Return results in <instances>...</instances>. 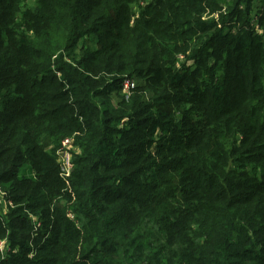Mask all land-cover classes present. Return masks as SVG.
<instances>
[{
	"label": "trees",
	"instance_id": "1",
	"mask_svg": "<svg viewBox=\"0 0 264 264\" xmlns=\"http://www.w3.org/2000/svg\"><path fill=\"white\" fill-rule=\"evenodd\" d=\"M0 189V264H264V0H0Z\"/></svg>",
	"mask_w": 264,
	"mask_h": 264
},
{
	"label": "built area",
	"instance_id": "2",
	"mask_svg": "<svg viewBox=\"0 0 264 264\" xmlns=\"http://www.w3.org/2000/svg\"><path fill=\"white\" fill-rule=\"evenodd\" d=\"M133 82L131 80H125L123 82V92L127 95L130 88L133 87ZM72 138H65L62 140L61 142V146L57 151V155H58V162L60 164V175L62 178L66 179L71 171H72V152L71 150L74 149L73 148V144H72ZM0 192L1 189H0ZM3 193V192H2ZM4 194V193H3ZM3 248V242H0V250H2Z\"/></svg>",
	"mask_w": 264,
	"mask_h": 264
},
{
	"label": "rangeland",
	"instance_id": "3",
	"mask_svg": "<svg viewBox=\"0 0 264 264\" xmlns=\"http://www.w3.org/2000/svg\"><path fill=\"white\" fill-rule=\"evenodd\" d=\"M24 171H25L26 173H28V174H30V172H31L30 168H26ZM24 171H22V172H24ZM22 172H21V173H22ZM3 198H4V194H3L2 192H0V212H1L2 209L4 208L3 205H2V200H3Z\"/></svg>",
	"mask_w": 264,
	"mask_h": 264
}]
</instances>
